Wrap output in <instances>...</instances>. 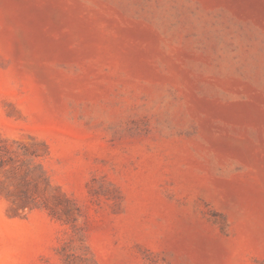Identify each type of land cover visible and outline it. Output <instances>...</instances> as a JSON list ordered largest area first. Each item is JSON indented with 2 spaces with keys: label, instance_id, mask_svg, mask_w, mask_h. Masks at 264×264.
Masks as SVG:
<instances>
[{
  "label": "rangeland",
  "instance_id": "rangeland-1",
  "mask_svg": "<svg viewBox=\"0 0 264 264\" xmlns=\"http://www.w3.org/2000/svg\"><path fill=\"white\" fill-rule=\"evenodd\" d=\"M0 264H264V0H0Z\"/></svg>",
  "mask_w": 264,
  "mask_h": 264
},
{
  "label": "trees",
  "instance_id": "trees-1",
  "mask_svg": "<svg viewBox=\"0 0 264 264\" xmlns=\"http://www.w3.org/2000/svg\"><path fill=\"white\" fill-rule=\"evenodd\" d=\"M39 165H40V167L42 166V164H41V163H40Z\"/></svg>",
  "mask_w": 264,
  "mask_h": 264
}]
</instances>
